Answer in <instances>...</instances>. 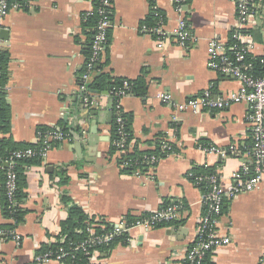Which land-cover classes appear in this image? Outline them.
<instances>
[{"label":"crops","instance_id":"1","mask_svg":"<svg viewBox=\"0 0 264 264\" xmlns=\"http://www.w3.org/2000/svg\"><path fill=\"white\" fill-rule=\"evenodd\" d=\"M12 1L19 8L10 11L3 31L2 139L33 148L39 146L40 131L60 128L72 140L52 143L45 156L24 167L20 223L5 217L0 201V230L13 225L18 238L0 237V263L35 264L46 247L58 243L72 206L83 211L87 223L112 226L157 212L166 203H181L184 212L179 220L166 227L132 229L127 245L99 251L92 264H184L204 214L203 190L189 174L195 169L213 171L227 188L233 174L244 166L253 168L249 107L180 112L160 96L170 95L174 103L183 104L209 89L216 98L240 90L237 79L207 67L210 41L228 43L236 21L235 3L188 0L195 43L182 47L170 39L159 48L157 38L142 34L141 26H154L151 14L157 9L165 27L174 29L178 14L173 1L112 0L109 44L93 80L106 75L112 82L142 78L146 83L144 95L130 91L121 100L135 150L122 154L112 150L116 101L111 91L98 94L94 107L85 106L80 91L96 33L97 1ZM258 4L264 16V0ZM250 32L254 53L260 57L264 19ZM208 147L228 153L236 147L239 154H209ZM146 157L157 158V164H148ZM221 228L232 243L218 249L209 264H264V183L227 200Z\"/></svg>","mask_w":264,"mask_h":264},{"label":"built area","instance_id":"2","mask_svg":"<svg viewBox=\"0 0 264 264\" xmlns=\"http://www.w3.org/2000/svg\"><path fill=\"white\" fill-rule=\"evenodd\" d=\"M175 12L178 14L177 26L169 30L165 27L163 18L153 9L157 24L155 26H141V33L144 35H154L162 48L166 40L173 39L180 46L186 47L190 43H195L196 38L191 30L188 19V0H172ZM259 0H233L236 5V21L231 29L228 43L219 38L210 41L208 47L207 67L223 76H232L240 84V90L233 95H224L216 98L211 89L204 91L200 95L191 98L183 104L174 103L170 95H161L160 98L167 104L175 106L180 112L188 111L192 113L207 112L229 109L237 104H246L249 107L247 122L251 128V146L249 154L253 161V168L244 166L240 172L231 177V184L224 188L220 184V177L217 173L195 174L190 173L189 177L203 190L201 204L204 214L200 217L197 227V238L188 249L184 258V264H209L214 253L232 243L231 237L224 233L221 228V218L224 215V208L227 200L253 192L264 183V54L256 56L254 53L252 28L257 27L258 22L264 19L263 13L259 11ZM102 7L99 11L100 19L96 27V34L92 40L90 54L88 56L85 70L81 76L80 91L82 92L83 103L86 107H94L97 102V95L91 92V82L96 73L97 66L101 63L103 55L109 44V33L112 27L111 8L112 0H101ZM19 5L12 0H0V111L4 86L2 78L3 58L5 41L3 31L6 19L13 9H18ZM264 46V45H263ZM130 93V84L124 81L122 88H114L111 96L115 99L116 137L112 142L115 149L122 154L133 152V143L130 132L126 129L125 114L122 110L121 100ZM86 135V131H83ZM2 130L0 126V153ZM71 141V134L60 128H48L39 132V150L28 148L15 151L9 159H2L0 154V169L6 170V196L11 204H16V192L18 190V173L16 166L18 161L45 156L52 143ZM169 148V146H165ZM170 149V148H169ZM209 154H219L220 156L238 155L239 149L230 148L229 153L215 147L205 149ZM148 164L155 165L158 159L146 157ZM138 174H141L139 171ZM184 212L181 203H172L166 208H161L152 213L148 218L137 221L136 224H129L123 219L114 225L110 231L101 234L98 228L104 229L105 225L101 221L87 223V233L89 238L81 243L73 245L71 251L60 248L55 252H44L35 258V264H49L56 261L65 263L73 252H83L90 257V262L95 263L99 255V247L109 246L115 238L127 235L134 228L153 229L158 224L170 223L179 220ZM11 221H14L12 218ZM0 237H8L18 240L15 229L0 230ZM0 264H6L1 262Z\"/></svg>","mask_w":264,"mask_h":264},{"label":"trees","instance_id":"3","mask_svg":"<svg viewBox=\"0 0 264 264\" xmlns=\"http://www.w3.org/2000/svg\"><path fill=\"white\" fill-rule=\"evenodd\" d=\"M96 1H97V4H96V20L97 21L96 22L98 24V21L100 19L99 11L102 7V4H101V0H96ZM156 12L159 14V16H161L163 18V15L161 14V12L159 10L155 11V13ZM151 15H152V20L155 23L154 24V26H155L157 24L158 20L155 16L154 12H152ZM90 48H91V45H90ZM89 53H90V49H89ZM107 77L108 76H106V75H101L96 80H93L91 82L90 86H91V92L93 94L98 95V94L104 93L107 89L109 91H112L114 88L120 89L123 87L124 82L122 80H117L115 82H112V81L107 80ZM129 84H130V91L131 92H133L134 94L140 95V96L144 95L146 83L144 82V80L142 78L139 79L138 81L129 82ZM125 120H126V125H125L126 129L128 132H130L131 121L126 116H125ZM3 122H4V118H3L2 103H1L0 126H1L2 131L4 130ZM45 130H47V129H45ZM113 134H114V136H113L112 142L114 141V139L116 137V126H115V124H114ZM25 148H27V147L22 148V147L17 146L14 143L9 142L8 140L2 139L1 140V153L0 154H1L2 159H9L15 151L25 150ZM33 148L36 151L39 150V147H33ZM112 150L113 151L116 150L113 145H112ZM134 152H135V150H134ZM137 154H138L137 156H140V154L142 155L144 153H137ZM37 157L38 156H36L34 158H30V159L20 160L17 163L16 171L18 173V190L16 192V197H15L16 204L14 206H11V204L9 203L7 196H6V187H5L6 170L0 169V193H1L0 201H1V204L3 206L5 217L8 219L12 218L16 225L22 221V218L24 215V212L20 206L22 201H23V198L25 197V193H24L25 176L23 174V169L26 165H29L30 163H32ZM143 166H144V163H143ZM193 173H195V174H212L214 172L209 171V170L208 171H201V170L195 169L193 171ZM171 204L172 203H166L165 205H163L162 208L164 209ZM150 215L151 214H144L143 216L138 217L139 219L134 218V217H132V218L130 217L128 220H129V222L134 223V222H136V220L140 221L144 218H148ZM174 222L161 223V224H158L156 228L166 227V226H169L170 224H173ZM101 223L105 225V228L104 229L98 228V233L104 234V233L111 230V228H112L111 225L103 223V222H101ZM14 227L15 226H13V225L7 226V227H5V230H12V229H14ZM86 229H87V217H86V215L83 213V211L79 207L72 206V208L70 209V212H69V218L65 222H63L61 225V233L59 234L58 243L52 245L51 247H46L45 252H55V251L59 250L60 248H65L68 251H71V249L73 248V245H75L77 243H81V242H83L89 238V234L87 233ZM127 243H128L127 235L125 234V235H122V236L115 238V240L109 246L99 247V249H100V251L103 250V252H104V251L111 249L112 247H114L118 244L127 245ZM89 259H90V257L83 252H75V253L73 252V254L69 258L66 259L65 263L66 264H92Z\"/></svg>","mask_w":264,"mask_h":264},{"label":"water","instance_id":"4","mask_svg":"<svg viewBox=\"0 0 264 264\" xmlns=\"http://www.w3.org/2000/svg\"><path fill=\"white\" fill-rule=\"evenodd\" d=\"M6 32H4L3 34H5ZM5 39V38H4Z\"/></svg>","mask_w":264,"mask_h":264}]
</instances>
